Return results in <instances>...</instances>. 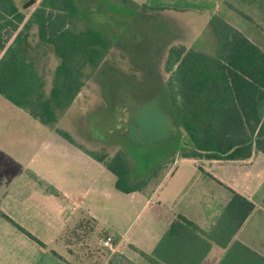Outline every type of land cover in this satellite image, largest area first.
<instances>
[{
	"label": "trees",
	"instance_id": "obj_1",
	"mask_svg": "<svg viewBox=\"0 0 264 264\" xmlns=\"http://www.w3.org/2000/svg\"><path fill=\"white\" fill-rule=\"evenodd\" d=\"M78 16L75 0H25L21 7L15 0H0V95L83 148L57 126L58 120L83 90L86 70L110 61L106 57L112 42L95 28H78ZM209 26L212 51L177 44L168 49L164 62L169 113L174 127H182L187 136L181 153L221 160H246L254 152L264 155V51L219 15L210 17ZM34 27L38 41L58 58L49 88L31 53ZM85 151L115 176L117 190L130 193L142 187L141 182H130L129 162L121 151L112 156L94 147ZM228 190L229 200L212 228L203 230L177 215L145 257L155 264L188 258L199 264L212 242L228 245L254 209L248 198ZM95 224L84 215L77 225L81 234L72 230L70 237H88Z\"/></svg>",
	"mask_w": 264,
	"mask_h": 264
},
{
	"label": "crops",
	"instance_id": "obj_2",
	"mask_svg": "<svg viewBox=\"0 0 264 264\" xmlns=\"http://www.w3.org/2000/svg\"><path fill=\"white\" fill-rule=\"evenodd\" d=\"M204 1L216 15L218 8L213 5L227 2ZM236 4L231 9L239 13L264 10V2L260 0H236ZM220 17L227 23L231 21V26L264 51V41H255L249 25L236 26L231 19ZM245 17L255 29L264 31L261 22ZM60 128L68 132L64 127ZM77 135L74 134V138ZM85 148L89 149L70 142L53 127L42 124L0 95V264H75L69 257H76L79 264H155L145 255L152 253L176 216L183 215L201 229L209 230L229 200L228 189L252 201L254 209L230 243L222 247L212 242L199 264H264L260 260L261 257L264 259L262 153L254 152L246 160H221L184 157L182 149H179L144 169L141 174L130 168V182L143 185L130 193H123L115 187L118 192L112 194L115 199L112 212L119 220L122 212L117 210L126 202L139 204L146 211L153 207L154 199L180 162H190L203 178L197 186L179 179L174 181L157 203L156 210L145 218L143 226L134 229L130 223L121 228L116 222L108 226L97 211L85 205L88 191L85 172L92 170L97 175H105L109 171L102 162L87 154ZM111 175L106 176L110 184ZM104 196L109 195L102 194V190L96 195L102 200ZM84 215L95 220L94 231L86 238L75 237V233L81 234L77 225ZM72 230L74 234L70 237ZM99 232L113 237L115 252L104 259H95L93 254L81 255L83 247H88L93 241L92 236ZM234 242L248 250L234 246ZM255 255L260 258H255ZM161 264L168 263L161 261ZM175 264H195V259L175 261Z\"/></svg>",
	"mask_w": 264,
	"mask_h": 264
},
{
	"label": "rangeland",
	"instance_id": "obj_3",
	"mask_svg": "<svg viewBox=\"0 0 264 264\" xmlns=\"http://www.w3.org/2000/svg\"><path fill=\"white\" fill-rule=\"evenodd\" d=\"M24 1L15 0L19 7ZM132 1L136 5L121 0H75L80 18L76 19L78 28L99 30L112 42V48L106 57L110 60L108 63L95 70H86L83 90L64 119L58 120L57 126L67 129L73 138L78 133L74 140L84 143L90 150L94 147L99 152L108 151L111 154L121 151L131 164L132 171L140 173L170 153L182 149L187 141L184 129L174 127L169 113L171 108L165 85L168 74L164 62L168 49L177 44L212 51L214 36L209 17L215 12L209 10L204 0ZM137 5H145V8L138 9ZM236 5V0H227L224 4L215 3L213 6L218 8L215 10L218 15L231 19L236 26L249 25L255 41L263 43L264 31L255 29L245 15L264 25V10L241 11L243 15L231 9ZM29 40L31 53L49 88L58 58L50 46L38 41L35 27ZM192 167L190 162H180L149 210L141 209L136 203L121 205L117 210L122 212L120 220L112 212L115 202L112 194L118 192L114 176L109 171L105 175L86 171L85 188L88 191L85 205L97 211L108 226L116 222L121 228L130 223L131 227L139 229L148 214L156 210L157 203L174 181L179 179L196 186L203 181L199 170ZM109 175L112 176V184L106 178ZM99 190L109 196H104L103 200L96 197ZM106 230L112 231L109 228ZM105 236L104 232L95 233L93 241L88 247H83L80 254H93L95 259L106 258L110 251L102 246ZM69 258L79 264L76 257Z\"/></svg>",
	"mask_w": 264,
	"mask_h": 264
},
{
	"label": "built area",
	"instance_id": "obj_4",
	"mask_svg": "<svg viewBox=\"0 0 264 264\" xmlns=\"http://www.w3.org/2000/svg\"><path fill=\"white\" fill-rule=\"evenodd\" d=\"M102 246L110 251V254L115 252L114 240L111 235L105 236L102 240Z\"/></svg>",
	"mask_w": 264,
	"mask_h": 264
}]
</instances>
